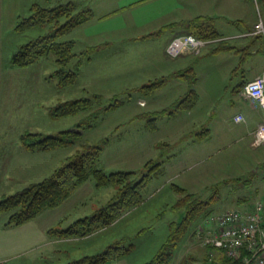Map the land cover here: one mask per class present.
<instances>
[{
    "label": "rangeland",
    "instance_id": "374dc122",
    "mask_svg": "<svg viewBox=\"0 0 264 264\" xmlns=\"http://www.w3.org/2000/svg\"><path fill=\"white\" fill-rule=\"evenodd\" d=\"M83 1L91 3V0ZM182 1L94 0L91 19L76 25L59 38L61 41H67V38L79 41L78 45L74 44L77 56L69 64L71 67H75L81 59L75 82L61 85L56 74L60 65L54 52L46 53L28 66L12 64L13 54L21 44L48 30L45 26L18 31L17 23L32 13L34 3L44 6L49 3L46 0H0V200L48 178L71 154L82 148L81 142H78L59 148L29 151L25 149V143L24 146L21 143L27 132L55 135L83 123L78 125L83 131L82 142L103 144L97 165L107 173L136 171L137 175L132 177L136 181L142 178L141 173L149 161L153 163L166 158L174 145L166 146L162 133H145L143 121L148 119L146 114L150 105H141L136 95H142L138 87L146 83L151 76L149 72L156 66L167 65L172 58L164 57L162 43L166 36L146 41L138 37L151 31L155 34L159 30L167 32L170 27L166 25L178 18V6ZM75 6L77 10L84 9ZM260 10L264 18V5ZM62 23L64 18L60 21ZM223 47L219 50H229L234 46ZM193 56L182 57L179 61L184 63L193 59L196 62L198 57ZM232 57L221 53L217 58L199 59L201 62H197V71L201 81H209L211 74L225 77L227 73L223 71L228 67V61L230 67L236 61ZM83 97L91 100V106L79 114L59 118L51 115L52 107L59 102ZM226 99L220 98L219 103H222L217 109L223 111ZM173 107L164 112L172 111ZM158 114L153 113L150 121L155 125L158 119L164 127L163 116ZM242 124L231 122L230 127L237 130ZM121 134L124 135L123 142L118 137ZM226 137L224 142L216 140L205 146L206 153H214L210 160H202L200 155L198 161H190L195 163H192L193 166L190 163L189 170H186L190 177H195L208 165L219 162L221 157H228L220 162L214 178L197 175L199 181L189 185L190 190L186 189V193H181L174 186L182 184L180 178L167 184L164 177L160 179L164 172L161 168V173L154 174L144 188V199L140 203L87 233L77 235L81 232L79 229L62 234V229L73 225L77 219L92 215L108 205L117 193V185L98 187L93 178L83 181L60 205L47 208L32 219L35 225L46 226V241L40 247L23 253L4 255L0 264H68L102 253L118 243L127 246L128 250L111 263L146 264L171 237L176 240V249L170 264H204V250L207 253L208 250L196 238L199 225L213 213L241 209L242 143L235 140V135ZM224 143L227 144L225 147ZM253 150L262 152L264 146ZM253 187L249 186L252 193ZM191 190L199 191L192 200L203 203V208L201 206L197 217L190 222L188 231L182 232L177 226L186 217L187 208L182 206L181 199L188 196L187 191ZM178 201H181L179 205ZM209 211L211 214L205 215ZM8 219V212L0 213V223Z\"/></svg>",
    "mask_w": 264,
    "mask_h": 264
},
{
    "label": "crops",
    "instance_id": "0c3cea01",
    "mask_svg": "<svg viewBox=\"0 0 264 264\" xmlns=\"http://www.w3.org/2000/svg\"><path fill=\"white\" fill-rule=\"evenodd\" d=\"M46 1L49 3L48 5L53 6L60 4L59 2L72 1L79 8L87 6L92 8L91 4L94 0H91V3L83 0H58L56 3H53L54 0ZM261 5H264V0H183L178 6V10H180L178 18L166 25L170 27L167 32L163 33L162 30H159V33L155 34V31H151L143 35L144 37H138L139 40L146 41L166 36L162 43L164 57L165 59L166 56L172 58L167 65L164 63L154 67L148 74H151L152 77L148 76L149 78L143 85L159 79H164V84L148 94L141 92L143 96L136 95L137 100L145 102L144 107L150 105V110L146 114L148 119L143 121L145 133H162L163 143L168 147L174 145L166 158L161 159L163 161L161 168L164 172L160 175V179L164 177L168 184L174 179L180 178L182 181L180 186L190 190L189 185L199 181V178H196L197 175L200 177L211 175L214 178L218 166L221 165L220 162L226 161L229 159L228 157H221L219 162L215 161L208 165L203 172L196 174L195 177H190L186 170H189L190 163L191 166L194 165L192 163H195L190 161H198L200 155H202V160H210L213 157L214 153H206L207 149H204L207 144L214 143L216 140L224 142L223 139L227 138V135H235V140L242 143L241 210L244 211L252 210L258 201L264 204V151L253 150L264 146V144H258L255 139L257 126L264 122V108L254 100L244 97L241 88L244 81L264 73V37L250 33L259 20H262L264 24L263 14L260 10ZM200 16L213 17L215 26L222 36L217 40L207 42L201 47L199 54L187 50L176 57L169 55L167 45L170 40L175 36L185 34V24ZM65 40L74 41L75 45H78L79 42L75 38ZM220 42H224L221 44V47L225 46L223 48L234 47L229 50L216 49ZM89 46L86 47L89 48ZM221 53L236 58L231 67L230 61H228V67L223 71V73H227L225 77L220 78L219 74H211L209 81H201L202 77L197 71V62L199 63L205 58H217ZM189 55H194L193 58L198 57V60L196 59L195 62L191 59L180 63L179 59L190 58ZM190 92L195 93L196 96L193 106L188 109L179 108L172 112H164ZM220 98H227L223 105L225 107H222L223 111L217 109L222 103V101L219 103ZM153 113L163 116L164 127L159 124L160 121H157L158 117L155 118L157 119L155 125H152L149 117H153ZM236 113H243L246 116V121L242 122L243 124L237 127V130H234L230 124L231 122L235 123L233 116ZM201 135H207V138L199 139ZM123 136L122 134L118 136L120 142H123ZM21 143L24 146L23 141ZM226 145L224 143V147ZM24 147L26 150H33L28 149L27 146ZM255 178L257 180H254ZM252 185L254 186L253 193L249 190V186ZM191 192L199 191L191 190ZM33 220L18 226L8 225V221L0 223V241L2 242L0 244V261L4 259L2 257L4 255H17V252H26L28 249L41 246L46 241V226L35 225Z\"/></svg>",
    "mask_w": 264,
    "mask_h": 264
},
{
    "label": "trees",
    "instance_id": "16d2710c",
    "mask_svg": "<svg viewBox=\"0 0 264 264\" xmlns=\"http://www.w3.org/2000/svg\"><path fill=\"white\" fill-rule=\"evenodd\" d=\"M31 11L32 13L29 16L23 17L17 23L16 29L18 31H25L31 28L48 26V30L46 33L21 44L13 54L12 64L15 66H28L35 63L46 53L54 52L60 65L56 71V74L60 78V84L68 85L75 82L78 75L77 65L81 63V59H79L75 67H71L69 64L77 56L74 52V41H61L59 38L76 25L90 20L93 16V9L84 8L77 10L73 2L60 3L54 6H44L34 3L31 6ZM62 18H64V23L60 24ZM185 28L186 33L207 41L217 40L222 36L215 26L213 17H196L187 22ZM258 36L264 37L263 34H258ZM223 43H218L219 46L216 49H219ZM164 82V79L151 81L141 86L140 90L148 94L161 87ZM245 82H243L241 88ZM194 94L190 92L180 99L174 105L172 111L176 108L188 109L193 106L196 102ZM90 106L91 100L85 97L65 100L52 107L51 115L56 118L65 115H76ZM82 124L78 125L82 126ZM78 125L69 130H62L55 135L27 132L23 136L25 145L33 150H48L61 146L75 145L78 142H81L82 148L71 154L48 178L32 183L22 190L7 195L0 200V213H9L8 225H22L37 217L45 209L60 205L76 191L83 181L90 178L94 179L98 187L117 185V193L108 205L98 209L92 215L77 219L73 225L62 229V234L73 233L79 231V229L81 232H77V235L87 233L99 225L102 226L105 223L111 222L124 210L140 203L144 199L143 190L151 181L154 174H158L161 171L163 161L158 160L153 163L149 161L145 171L141 173L142 178L138 181L132 179L134 175H137L136 171L107 173L97 165L103 150V144L83 143L81 140L83 131H81ZM205 138H207V135L199 136V139ZM174 186L181 193H186V188L180 185ZM187 192L189 195L181 199L182 206L187 208V214L185 215L186 217L184 216V220L177 226V229H181L182 232L188 231L190 222L197 217L199 211H201V206L203 208V203L201 204V202H194L192 200L196 193ZM178 202L177 205L181 203V201ZM210 212H207L205 215ZM88 225L89 227L87 228ZM170 239V241L168 240L163 244L158 253L146 264H170L175 256L176 249V240L173 237ZM123 245L119 243L111 245L102 253L92 257H83L68 264H110L111 261H115L128 250V247H123ZM206 249L208 250V247ZM207 259L208 253L204 250L202 262L207 264ZM223 264H230L229 259L223 260Z\"/></svg>",
    "mask_w": 264,
    "mask_h": 264
},
{
    "label": "built area",
    "instance_id": "2783aa9c",
    "mask_svg": "<svg viewBox=\"0 0 264 264\" xmlns=\"http://www.w3.org/2000/svg\"><path fill=\"white\" fill-rule=\"evenodd\" d=\"M250 33L264 35L263 21L259 20ZM207 42L185 33L170 40L167 53L173 57L187 50L196 53ZM242 94L264 108V73L247 80L242 87ZM140 103L145 104L144 101ZM233 121L244 122L246 116L236 113ZM255 139L258 144H264V122L257 126ZM196 238L203 247H208L207 264H223L225 259H229L230 264H264L263 202L258 201L255 207L248 211L229 209L211 214L199 225Z\"/></svg>",
    "mask_w": 264,
    "mask_h": 264
}]
</instances>
